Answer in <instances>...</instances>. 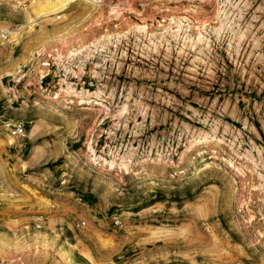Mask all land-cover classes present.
Here are the masks:
<instances>
[{
    "label": "rangeland",
    "instance_id": "374dc122",
    "mask_svg": "<svg viewBox=\"0 0 264 264\" xmlns=\"http://www.w3.org/2000/svg\"><path fill=\"white\" fill-rule=\"evenodd\" d=\"M58 3L0 0V264H264V0Z\"/></svg>",
    "mask_w": 264,
    "mask_h": 264
},
{
    "label": "built area",
    "instance_id": "2783aa9c",
    "mask_svg": "<svg viewBox=\"0 0 264 264\" xmlns=\"http://www.w3.org/2000/svg\"><path fill=\"white\" fill-rule=\"evenodd\" d=\"M0 38L4 39L5 34H0ZM0 126L13 138L25 137L27 133L25 122L20 119L6 118L1 122ZM83 225H85V221L76 223L77 227Z\"/></svg>",
    "mask_w": 264,
    "mask_h": 264
},
{
    "label": "bare ground",
    "instance_id": "6f19581e",
    "mask_svg": "<svg viewBox=\"0 0 264 264\" xmlns=\"http://www.w3.org/2000/svg\"><path fill=\"white\" fill-rule=\"evenodd\" d=\"M40 1V0H33V2L35 4L33 5H37V2ZM74 0H61V3H58L56 5H53L54 7L52 8H49V9H46V8H43L40 10V15L39 16H47L48 14H53V13H56L60 10H62L63 8H66V6L70 3L71 5V2H73ZM102 2V1H101ZM52 6V5H51ZM68 7V6H67ZM210 159H215V160H220L221 158L217 155V154H211L209 156ZM208 160V159H207ZM206 161V160H205ZM217 162V161H216ZM229 162V166L233 167V163L231 161H228Z\"/></svg>",
    "mask_w": 264,
    "mask_h": 264
}]
</instances>
